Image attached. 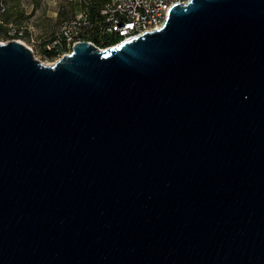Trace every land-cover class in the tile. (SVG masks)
<instances>
[{
  "label": "water",
  "instance_id": "95a60500",
  "mask_svg": "<svg viewBox=\"0 0 264 264\" xmlns=\"http://www.w3.org/2000/svg\"><path fill=\"white\" fill-rule=\"evenodd\" d=\"M0 264H264V0L54 65L0 44Z\"/></svg>",
  "mask_w": 264,
  "mask_h": 264
},
{
  "label": "built area",
  "instance_id": "2783aa9c",
  "mask_svg": "<svg viewBox=\"0 0 264 264\" xmlns=\"http://www.w3.org/2000/svg\"><path fill=\"white\" fill-rule=\"evenodd\" d=\"M95 1L67 0L78 7L73 17L65 21L56 33L38 35L31 25L6 22L3 17L8 0H0V44L19 41L42 64L54 65L64 55H70L79 42H88L103 50L158 30L163 27L173 5H186L190 0H101L97 13L92 14L89 6ZM112 35L121 39L106 44Z\"/></svg>",
  "mask_w": 264,
  "mask_h": 264
},
{
  "label": "rangeland",
  "instance_id": "374dc122",
  "mask_svg": "<svg viewBox=\"0 0 264 264\" xmlns=\"http://www.w3.org/2000/svg\"><path fill=\"white\" fill-rule=\"evenodd\" d=\"M6 7L8 21L31 25L38 35L56 33L74 11L67 0H8Z\"/></svg>",
  "mask_w": 264,
  "mask_h": 264
},
{
  "label": "trees",
  "instance_id": "16d2710c",
  "mask_svg": "<svg viewBox=\"0 0 264 264\" xmlns=\"http://www.w3.org/2000/svg\"><path fill=\"white\" fill-rule=\"evenodd\" d=\"M100 6H101V0H96L94 3H92V4L89 6V11H90L92 14H95V13H97V11H98V9H99ZM73 7H74V11L72 12V16L69 17L67 20H69L70 18H72L73 15L75 14V12H76L77 9H78V7H77L76 5H74V4H73ZM7 14H8V13H7V11H6V13L4 14L5 17H3L4 20H5L6 22H8V20H9L8 18H6ZM63 14H64V13H63ZM67 20H66V21H67ZM95 37H96V36H95ZM92 38H94V36H93ZM108 39H109V42L106 43V44L116 43V42H118L121 38H120L118 35H112V36L108 37ZM105 46H107V45H103V47H105Z\"/></svg>",
  "mask_w": 264,
  "mask_h": 264
},
{
  "label": "crops",
  "instance_id": "0c3cea01",
  "mask_svg": "<svg viewBox=\"0 0 264 264\" xmlns=\"http://www.w3.org/2000/svg\"><path fill=\"white\" fill-rule=\"evenodd\" d=\"M45 34H47V33H45Z\"/></svg>",
  "mask_w": 264,
  "mask_h": 264
}]
</instances>
